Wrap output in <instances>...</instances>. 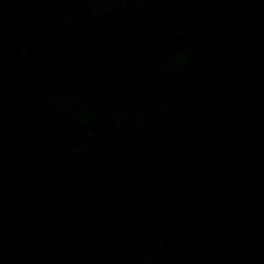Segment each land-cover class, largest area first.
Returning a JSON list of instances; mask_svg holds the SVG:
<instances>
[{"label": "water", "instance_id": "water-1", "mask_svg": "<svg viewBox=\"0 0 264 264\" xmlns=\"http://www.w3.org/2000/svg\"><path fill=\"white\" fill-rule=\"evenodd\" d=\"M0 264H264V0H0Z\"/></svg>", "mask_w": 264, "mask_h": 264}]
</instances>
